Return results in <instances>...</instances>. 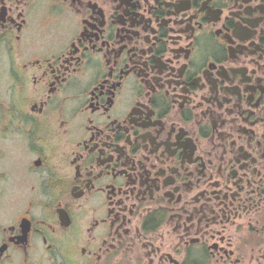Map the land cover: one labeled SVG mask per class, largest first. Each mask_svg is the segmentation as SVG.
I'll list each match as a JSON object with an SVG mask.
<instances>
[{
  "label": "flooded vegetation",
  "instance_id": "af4514ba",
  "mask_svg": "<svg viewBox=\"0 0 264 264\" xmlns=\"http://www.w3.org/2000/svg\"><path fill=\"white\" fill-rule=\"evenodd\" d=\"M0 264H264V0H0Z\"/></svg>",
  "mask_w": 264,
  "mask_h": 264
}]
</instances>
